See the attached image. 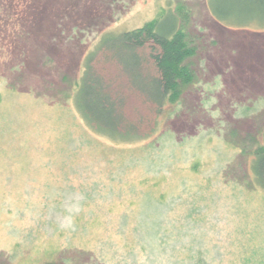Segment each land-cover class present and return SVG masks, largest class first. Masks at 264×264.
<instances>
[{
    "label": "rangeland",
    "instance_id": "rangeland-1",
    "mask_svg": "<svg viewBox=\"0 0 264 264\" xmlns=\"http://www.w3.org/2000/svg\"><path fill=\"white\" fill-rule=\"evenodd\" d=\"M170 5L201 40L195 82L160 112L124 88L138 137L94 134L72 101L87 57L116 88L99 38ZM263 23L224 27L204 0H0V264H264Z\"/></svg>",
    "mask_w": 264,
    "mask_h": 264
},
{
    "label": "trees",
    "instance_id": "trees-1",
    "mask_svg": "<svg viewBox=\"0 0 264 264\" xmlns=\"http://www.w3.org/2000/svg\"><path fill=\"white\" fill-rule=\"evenodd\" d=\"M204 3L210 17L224 27L264 22V0H204ZM190 16L188 8L170 5L140 28L99 38L94 56L103 55L102 62L113 64L119 74L114 76L117 80L114 88L113 82L107 83L98 74L92 63L95 57L92 59L91 54L87 57L73 88L72 101L88 130L107 138H136L139 119H128L123 111L124 88L148 101L153 112H160L192 86L196 73L189 61L197 55L201 40L195 41L188 31ZM251 154L253 180L264 190V146L256 147Z\"/></svg>",
    "mask_w": 264,
    "mask_h": 264
},
{
    "label": "clouds",
    "instance_id": "clouds-1",
    "mask_svg": "<svg viewBox=\"0 0 264 264\" xmlns=\"http://www.w3.org/2000/svg\"><path fill=\"white\" fill-rule=\"evenodd\" d=\"M70 225H71V221L68 222V226H70Z\"/></svg>",
    "mask_w": 264,
    "mask_h": 264
}]
</instances>
